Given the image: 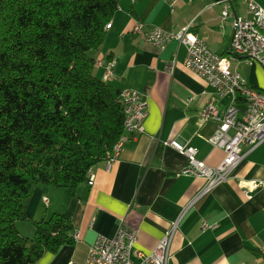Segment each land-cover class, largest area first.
<instances>
[{"label": "crops", "instance_id": "1", "mask_svg": "<svg viewBox=\"0 0 264 264\" xmlns=\"http://www.w3.org/2000/svg\"><path fill=\"white\" fill-rule=\"evenodd\" d=\"M257 1L264 10V0ZM226 4L230 16L222 21ZM249 15L245 0H120L112 27L93 55L113 63L110 85L148 96L145 133L130 138L109 169L106 162L95 166L92 185L79 186L74 198L66 189L36 187L28 205L32 218L67 214L77 236L74 245L46 253L36 264L85 263L89 247L99 237H114L122 220L138 236L135 249L146 254L177 224L167 264H264V142L254 149L244 147L241 163L228 178L204 193L206 180L184 174L187 158L162 142L208 140L218 124L204 122L203 110L214 102L223 112L231 99L218 98L185 67L186 49L178 42L159 50L133 32L137 24L172 33L192 26L213 53L230 58V71L264 92L263 67L231 53L232 23ZM104 73L95 67L97 78ZM239 111L242 118L241 101ZM224 157L222 149L209 143L196 156L213 168Z\"/></svg>", "mask_w": 264, "mask_h": 264}, {"label": "trees", "instance_id": "2", "mask_svg": "<svg viewBox=\"0 0 264 264\" xmlns=\"http://www.w3.org/2000/svg\"><path fill=\"white\" fill-rule=\"evenodd\" d=\"M119 2L0 0V264H36L75 244L69 215L32 218L34 191L74 198L125 136L121 90L94 75L93 55Z\"/></svg>", "mask_w": 264, "mask_h": 264}, {"label": "built area", "instance_id": "3", "mask_svg": "<svg viewBox=\"0 0 264 264\" xmlns=\"http://www.w3.org/2000/svg\"><path fill=\"white\" fill-rule=\"evenodd\" d=\"M233 0H225L231 3ZM248 17H235L232 23V58H241L248 65L259 64L264 69V10L257 0H245ZM222 21L230 16L229 4L224 6ZM112 22L106 25V30ZM133 32L141 35L145 42L159 50H164L171 42L176 41L186 49L185 67L205 80L216 92L218 98L230 97L229 106L219 111L214 102L206 105L202 112L204 122H217L213 136L208 140L180 142L172 140L162 142L164 147L171 148L187 158L186 175L202 177L206 180L205 192H209L224 182L230 173L241 163L244 147L257 148L264 142V92L248 85L245 77L238 71H230V58L213 53L206 42L189 26L177 33L167 32L159 27L144 30L137 24ZM96 67L103 68V80L108 82L113 75V63L103 58L96 60ZM118 101L124 107V131L119 142L114 146L107 168L117 159L123 146L130 138L145 133V121L149 113L148 96L133 89L121 90ZM243 103V116L239 117V103ZM206 143L224 151L225 157L217 167H210L199 161L196 156ZM93 176L89 175L92 185ZM49 204L47 198L43 199ZM177 224H173L158 242L154 250L146 254L136 250L138 236L134 230L125 228V220L118 226L114 237H99L89 247L83 264H167L171 241ZM206 226H204L205 228ZM74 236V235H73ZM77 240V236H74ZM132 256L138 260L134 262ZM69 264H74L70 262Z\"/></svg>", "mask_w": 264, "mask_h": 264}, {"label": "rangeland", "instance_id": "4", "mask_svg": "<svg viewBox=\"0 0 264 264\" xmlns=\"http://www.w3.org/2000/svg\"><path fill=\"white\" fill-rule=\"evenodd\" d=\"M58 190H61V189H58ZM52 214H55V213L52 212L51 214H49L48 217H50ZM16 228L20 232V234L24 237L32 239L35 236V228L33 224L30 222H22V221L17 222Z\"/></svg>", "mask_w": 264, "mask_h": 264}]
</instances>
